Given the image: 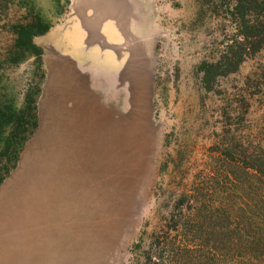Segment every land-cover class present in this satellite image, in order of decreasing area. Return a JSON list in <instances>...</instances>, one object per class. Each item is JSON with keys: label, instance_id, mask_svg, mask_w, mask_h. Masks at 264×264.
<instances>
[{"label": "rangeland", "instance_id": "rangeland-1", "mask_svg": "<svg viewBox=\"0 0 264 264\" xmlns=\"http://www.w3.org/2000/svg\"><path fill=\"white\" fill-rule=\"evenodd\" d=\"M127 1L135 14L130 27L147 39L152 58L146 108L137 110L122 101L125 88L104 70L116 72L124 62L114 53L124 37L110 17L102 32L114 43L102 51L73 40L81 9L92 15L89 5L78 10L79 0H0V98L20 109L25 94L37 92V127L0 184V205L9 212L0 221V264H145L148 247L162 253V264H182L176 243L182 223L200 214L208 191L221 206L233 200V187L248 182L244 156L264 153V49L208 90L198 67L218 59L229 43L227 13L216 14L213 0ZM37 18L49 26L32 39L41 54L21 57L15 32ZM75 87L82 88L73 94L82 107L68 122L70 137L63 117ZM83 94L95 98V108L83 105ZM116 138L118 155L110 158ZM60 155L70 158L59 162ZM84 156L93 164L75 166V175L72 161ZM165 233L171 242L152 246L150 237Z\"/></svg>", "mask_w": 264, "mask_h": 264}, {"label": "trees", "instance_id": "trees-1", "mask_svg": "<svg viewBox=\"0 0 264 264\" xmlns=\"http://www.w3.org/2000/svg\"><path fill=\"white\" fill-rule=\"evenodd\" d=\"M212 6L216 14L227 13L233 30L218 59L203 61L198 67L208 90L213 89L216 79L235 72L246 58L264 49V0H213ZM48 28L39 18L18 26L15 44L21 57L27 53L40 56L41 50L32 39ZM36 95L26 93L20 109L0 98V184L16 166L24 143L37 127ZM260 154L251 151L244 156L248 182L233 187V200L221 206L208 191V197L200 202H204L200 214L182 223V240L176 239L182 264H264V153ZM238 162L233 159L234 165ZM188 201L185 208L191 211ZM150 239L152 246L159 248L172 237L153 234ZM152 249L142 251L144 263L162 264V253Z\"/></svg>", "mask_w": 264, "mask_h": 264}, {"label": "water", "instance_id": "water-1", "mask_svg": "<svg viewBox=\"0 0 264 264\" xmlns=\"http://www.w3.org/2000/svg\"><path fill=\"white\" fill-rule=\"evenodd\" d=\"M99 4L100 2H98L96 5L93 2L89 4L91 6V8L90 6L89 8L92 9V15L90 16L89 19L85 17V14L82 9H81L82 13L80 12L81 16L83 17L82 24H84V27L88 35V43H92L91 40V35L93 34L92 32H94L96 36L100 37L99 35L100 33L102 34V32L101 30L98 32L97 29L99 27H103L104 20H106L107 17H110L116 22L117 18L113 13L122 12V14H124L122 16V21L119 20L120 21L119 23L116 22L117 25L116 27L118 28V31L122 34V37H124L127 51L130 54V59L127 62L128 63L127 70H125L123 74L120 73L122 69L113 72L112 74L114 75H112V77L115 79V78H119V76L121 75L122 78H119L120 81H123V79H125L127 83H129L130 85L132 84L131 89H133L134 92L135 90H137V92H139V90L141 92L142 90V93L146 95L147 89H149L151 84L152 68L150 67V62H152L151 61L152 58L148 57L147 55L146 43L144 41L147 39L145 38L141 39V37H138L139 36L138 33L134 34V31H132L130 27L131 19L135 18V14L131 9L130 4L126 0H120L116 4H108V2L103 3L101 5ZM97 6H100V8H97ZM98 9H104V10L106 9L107 15L99 17L98 14H95L98 13ZM102 44L103 43H101L99 40H96L95 45L102 47ZM109 49H113V48H109ZM145 73L147 74V80L145 79L146 77ZM128 92H130L129 93L130 95L128 97L123 96L122 101L124 103L128 102L132 110L139 109L140 102L142 100L141 93H138L137 95V92L133 93L129 89ZM131 93L133 94L131 95ZM143 99H145V103H146V97Z\"/></svg>", "mask_w": 264, "mask_h": 264}, {"label": "crops", "instance_id": "crops-1", "mask_svg": "<svg viewBox=\"0 0 264 264\" xmlns=\"http://www.w3.org/2000/svg\"><path fill=\"white\" fill-rule=\"evenodd\" d=\"M117 2H119L118 0H115V1H113L112 2V4H115V3H117ZM82 3V2H81ZM111 3V0H109V2H108V4H110ZM84 6H85V4H83ZM87 6V5H86ZM85 6V7H86ZM83 10V12H84V14H85V17L87 18V19H89L90 18V16L91 15H89V13H88V10H87V8H85V9H82ZM97 14V13H96ZM114 14V13H113ZM104 15H107V13L106 14H103L102 16H104ZM79 18H80V21H81V25L79 26V25H75L74 27H73V30H74V32H75V34L73 35V40L75 41V42H77V43H81V41L83 42V41H86L87 43H88V35H87V32H86V29H85V27H84V24H82V22H83V17L81 16V14L80 15H77ZM100 16V15H99ZM101 16V17H102ZM122 14H121V18H120V20H122ZM85 18V19H86ZM86 19V20H87ZM119 19V18H118ZM106 20H104V23H106L105 22ZM111 21H113L112 23H114L115 25H116V22H114V20H112L111 19ZM104 23H103V26H104ZM107 26V29L106 30H108L109 32H110V34H112V36L115 34V32L113 31L112 32V27L109 25V24H107L106 25ZM117 26V25H116ZM116 26H114L115 28H116ZM102 29H103V27H99L98 29H97V31L99 32L100 30H101V32H102ZM118 31V30H117ZM93 34L91 35V40H92V43H88L89 45H95V43H96V40H98V39H101L102 37H104L105 39H107L106 38V36L103 34V32H102V34L100 33V37H98V36H96V34L94 33V32H92ZM122 35V34H121ZM108 40V39H107ZM123 40H124V38H123ZM125 42V41H124ZM112 43V42H111ZM114 43V42H113ZM103 50V49H102ZM107 54H109V56H110V58H112L111 57V55H110V53H107ZM104 70H106L105 72H107V73H109V74H112V71H111V69L110 68H108V71H107V69H104ZM104 72V71H103ZM72 75L69 71H68V75ZM73 76H74V74H73ZM77 88H79V87H77ZM82 89V88H81ZM74 92L75 93H77V92H79V91H77L76 90V87L75 88H73V92H72V96H70V98H72V100H73V106L66 112V113H64L65 115H64V119L66 120H64V123L66 124L67 122H69L71 119H72V117H76L77 116V114L80 112L79 111V108H81L80 106H78L79 105V103H76L75 102V95H73L74 94ZM83 93V92H82ZM70 94V93H69ZM83 105H89V107L91 106L92 108H94V106L92 105L93 104V102H95V98L91 95V94H87V96H85L84 94H83ZM87 102V104H86V102ZM88 107V106H87ZM92 113L93 114H95V111L94 110H92ZM98 115H100V114H96L95 115V117L96 118H98ZM107 119V117H106V115H105V117H103L102 118V121H105ZM99 121V120H98ZM69 123H73V122H69ZM104 124H105V122H104ZM68 125H70V124H68ZM66 126V125H64L65 127H66V129H68V128H70L69 126ZM71 129V128H70ZM69 129V130H70ZM70 132H71V130H70ZM72 134H73V132H72ZM69 135V134H68ZM58 151H59V153H61V149L60 148H58ZM60 158H62L63 159V155L61 156H59L58 157V159H59V161H60ZM9 212L7 211V209L3 206V205H0V221H7L6 219H5V215L6 216H8L7 214H8ZM10 216V215H9ZM10 221L12 222V219L10 218ZM31 238V237H30ZM31 244V243H30ZM30 246V245H29ZM28 246V249L30 250V247ZM34 247L36 248V246H35V243H34ZM37 249V248H36ZM36 249H35V251H36ZM35 256V253L34 252H32L31 254H30V259L32 258V257H34ZM35 260V259H34ZM10 261H14V260H10Z\"/></svg>", "mask_w": 264, "mask_h": 264}, {"label": "bare ground", "instance_id": "bare-ground-1", "mask_svg": "<svg viewBox=\"0 0 264 264\" xmlns=\"http://www.w3.org/2000/svg\"><path fill=\"white\" fill-rule=\"evenodd\" d=\"M113 1H115V0H111V3L110 4H112V2ZM118 1H120V0H118ZM82 2V3H81ZM91 2H93L95 5L98 3V2H100V4L99 5H101V4H103V3H107V2H109V0H79V2H78V10L79 9H81V7L83 6V4H85V6L86 5H89ZM116 4V3H115ZM95 5H94V7H95ZM90 6V5H89ZM91 7V6H90ZM85 8V7H84ZM97 8H100V6H97ZM77 10V11H78ZM123 11H125V10H123ZM99 12H100V14H99ZM119 12V11H118ZM106 13V9L104 10V9H98V16L99 17H101L103 14H105ZM114 14H115V17L117 18V22L120 20V18H121V14H122V12H119V13H117V12H114ZM122 15H124V14H122ZM118 17H119V19H118ZM120 21H122V20H120ZM146 74V73H145ZM147 78V74H146V77H145V79ZM76 79V78H75ZM74 79V80H75ZM77 80V79H76ZM147 80V79H146ZM65 81V80H64ZM72 82H74L73 80H72ZM75 83V82H74ZM146 83V82H145ZM72 85H74V84H72ZM81 86V85H80ZM77 88V87H76ZM73 89V88H72ZM79 89L81 90V87H79ZM63 90V89H62ZM71 90V89H70ZM71 92V91H70ZM137 93H139V92H137ZM141 95H142V100H144V103H142V101L140 102V107H139V109H141V108H146L145 107V99H143V98H145L146 97V95L144 94V93H142V90H141ZM72 94V92L69 94V96H72L71 95ZM147 98V97H146ZM95 102H93V104H94ZM94 106H96V105H94ZM143 106V107H142ZM95 108V107H94ZM108 110V109H107ZM98 111V110H97ZM100 111V110H99ZM139 111V110H138ZM137 111V115L139 114V112ZM146 109H145V114H146ZM145 116V115H144ZM143 119V118H142ZM62 124V123H61ZM69 123L67 122L66 123V126L68 125ZM103 125H104V123H103ZM69 126V125H68ZM146 128V127H145ZM67 130V134H69L70 135V137L71 136H73L74 134H72L70 131H69V128L68 129H66ZM128 135V134H127ZM115 137H119L118 135L117 136H115ZM114 137V138H115ZM122 138V137H121ZM129 138V137H128ZM125 139H127V138H125ZM121 140V139H120ZM123 140V139H122ZM80 141V140H79ZM104 141H105V138H102V139H100V142L101 143H103V145L105 144L104 143ZM109 141H110V139H109ZM112 141V140H111ZM110 141V143L112 144V142ZM119 140L116 138L115 140H114V142H113V144H112V146L110 147V148H108L109 147V145H108V149H110L109 151L111 152V151H113V155L108 151V149L106 148V152H109L108 153V155L109 156H111L110 158H112V157H115L116 158V156L118 155V148H119V142H118ZM127 141V140H126ZM91 143V142H90ZM99 143V142H98ZM100 145H102V144H100ZM123 145V144H122ZM84 146H86V144L84 145ZM83 146V147H84ZM91 146V145H90ZM79 147V146H78ZM97 147V146H96ZM98 148V147H97ZM101 148H102V146H101ZM100 148V149H101ZM123 148V147H122ZM76 149V148H75ZM74 149V150H75ZM88 149V148H87ZM86 149V150H87ZM93 148L91 147V150H92ZM124 149V148H123ZM89 150V149H88ZM95 150H96V148H95ZM96 152V151H95ZM100 151L98 150V153H99ZM103 152V151H102ZM74 153H76V152H74ZM86 153H87V151H86ZM78 154V153H77ZM104 154V153H103ZM83 156V155H82ZM68 157V156H67ZM66 156H63V159L64 158H67ZM76 157V156H75ZM79 157V156H78ZM68 158H70V157H68ZM86 158V159H85ZM83 159H84V163H83ZM89 159H90V165L91 164H93V163H91L92 161H93V159H92V156L91 157H82V161L80 160L79 162L78 161H76V164H75V161H72V166H70V167H72V172L73 173H75V175H77V174H79L80 173V171L76 174V172H77V170L78 169H76L75 170V166H81V164H82V167L85 169V167H87V169H88V164H89ZM118 161V160H117ZM60 162V161H59ZM135 162V161H134ZM81 163V164H80ZM133 163V162H132ZM104 165V164H103ZM116 166H117V164H116ZM83 168H82V170H83ZM96 169V168H95ZM133 169V168H132ZM79 170H80V168H79ZM81 170V171H82ZM86 170V169H85ZM94 170V169H93ZM88 171V170H87ZM117 171H119V170H117ZM127 171V170H126ZM83 172V171H82ZM85 172V171H84ZM112 172V171H111ZM128 172V171H127ZM72 173V177H74L75 175ZM92 173V172H91ZM90 174V173H89ZM108 175V174H107ZM116 175V174H115ZM112 176V175H111ZM90 178V177H89ZM92 178V177H91ZM94 178V177H93ZM74 179V178H73ZM106 179V178H105ZM108 179V178H107ZM113 179V178H112ZM87 180V179H86ZM114 180V179H113ZM117 180V179H116ZM88 181V180H87ZM118 181V180H117ZM109 183V182H108ZM118 183V182H117ZM88 185H90L89 183H88ZM106 185V184H105ZM107 185H109V184H107ZM115 185V184H114ZM91 186H92V184H91ZM104 186V185H103ZM89 187V186H88ZM116 187V186H115ZM13 188V187H12ZM17 188V187H16ZM94 188V187H93ZM89 191V190H88ZM90 192H91V190H90ZM91 195V194H90ZM106 195V194H105ZM111 195V194H110ZM110 195H108L109 197H110ZM97 196V195H96ZM107 196V197H108ZM100 198V197H99ZM105 201H106V199L105 198H103ZM101 200V199H100ZM92 203V202H91ZM102 203V202H101ZM75 204V203H74ZM92 205V204H91ZM95 207V206H94ZM95 213V212H94ZM96 237V236H95ZM95 247V246H94ZM93 248V247H92ZM36 262V261H35Z\"/></svg>", "mask_w": 264, "mask_h": 264}, {"label": "flooded vegetation", "instance_id": "flooded-vegetation-1", "mask_svg": "<svg viewBox=\"0 0 264 264\" xmlns=\"http://www.w3.org/2000/svg\"><path fill=\"white\" fill-rule=\"evenodd\" d=\"M127 1V0H126ZM128 2V1H127ZM106 21H109V19L107 18L106 19ZM101 43H103L102 44V51H104V49L106 48V47H108V46H112L113 45V43H111V42H109L107 39H105L104 37H102L101 39H98ZM125 44V43H124ZM116 46H118V45H116ZM115 48V58H116V60L117 61H124V62H122V64H121V66H120V68L118 69V70H121L122 69V71L120 72V73H122L123 74V72L125 71V70H127V66H128V60L130 59V54L128 53V51L126 50L127 49V47H126V44L124 45V46H121V47H114ZM107 49V48H106ZM119 78H122L121 77V75L119 76ZM119 78H113L112 77V79H113V81H114V83H115V86L116 85H119V87H118V89L119 90H123L124 88V90H125V96L126 97H128L130 94V92H128V89L131 91V92H133V93H136L137 92V90H135V92L133 91V89H131L132 88V84L130 85L129 83H127V81H125V79H123V81H120V79ZM133 93H131V95L133 94ZM139 93H140V90H139ZM137 95H138V93H137ZM126 104H128V102H126Z\"/></svg>", "mask_w": 264, "mask_h": 264}]
</instances>
